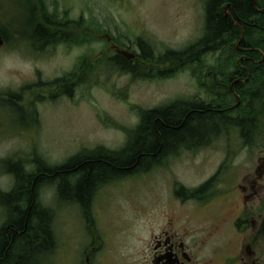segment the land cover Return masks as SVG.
<instances>
[{
    "label": "rangeland",
    "instance_id": "obj_1",
    "mask_svg": "<svg viewBox=\"0 0 264 264\" xmlns=\"http://www.w3.org/2000/svg\"><path fill=\"white\" fill-rule=\"evenodd\" d=\"M56 1L58 16L76 21L74 29L80 36H74L65 46L58 44L54 53L49 48L43 50L44 55L38 58L22 55L28 52L24 50L27 47L33 51L32 39H10L12 53L0 57V83L16 84L37 68L44 82L40 91L46 97L38 105L41 126L32 140L36 149L27 148L30 138L14 135L0 149L9 160H28L35 152L53 164L84 149L102 146L118 150L126 144L128 131L136 126L140 109L177 97H207L204 83L207 85L208 80L201 68L219 66L226 58L218 52L206 54L198 63L176 72L164 70L166 75L147 77L124 73L110 61L100 60L104 52L100 36L105 33L135 51L134 41L145 39L157 55L186 47L203 32L206 0ZM87 24L89 36L82 38V26ZM83 58L87 71L80 80ZM160 65L173 68L174 63ZM66 77L70 79L68 85L72 84L69 94L59 93L52 105L46 96L50 78ZM260 132L255 130L251 145H246L232 127L214 137L208 147L181 152L160 166L106 184L105 191L98 193L94 204L83 212L55 205L52 192L43 193L42 203L56 211L53 230L57 244L45 257L48 261L37 259L33 264H147L150 234L169 212L175 214L179 224L198 229L203 236L206 229L217 228L213 237L206 238L200 253L224 258L237 241L230 223L238 212L237 203L232 202L237 197L235 186L258 165L264 146ZM207 182L206 190L197 196H201L200 202L210 199L213 203L200 208L187 195ZM181 187L188 190L182 191L183 200L176 194Z\"/></svg>",
    "mask_w": 264,
    "mask_h": 264
},
{
    "label": "trees",
    "instance_id": "obj_2",
    "mask_svg": "<svg viewBox=\"0 0 264 264\" xmlns=\"http://www.w3.org/2000/svg\"><path fill=\"white\" fill-rule=\"evenodd\" d=\"M204 9L203 32L200 37L180 50L168 49L160 55H155L150 45L139 39V45L143 49L142 59L156 64L174 63L185 67L198 63L206 54H226L219 66L201 69H204L205 77L207 70L215 71L217 79L226 83L227 87L216 88L214 82L213 86L204 84L210 95L208 99L196 103H174L166 109H140L141 122L138 127L128 131L129 138L121 149L111 150L100 146L92 150L84 149L70 156L68 162L59 168V200L78 204L83 212L98 183L110 177H124L133 171H146L149 168L146 162L163 155L174 145L181 143L189 146L211 137L217 138V135L224 134L232 127L246 140L247 132L256 130L258 123L254 120L253 113L261 110L264 104V0H206ZM39 34V38L32 39L34 45L43 46L49 42L44 28H40ZM60 39L58 37V43ZM104 59L108 60L106 55L100 58L101 61ZM238 60L249 66L251 72L248 76L237 65ZM83 63L82 60L79 66L80 80L85 78L87 71ZM113 65L122 72H129L137 77L149 76L148 70L140 66L131 67L127 61L118 59ZM240 73L247 76L248 80L240 81L235 85V91H232L228 86ZM73 74L75 75L71 73L70 76L74 77ZM67 79L69 78L57 79L59 87V83ZM59 93L65 92L59 89ZM211 106H214L213 109L207 110ZM41 159L44 162L36 163L38 168L41 166V181L50 184L54 180L50 177L51 168ZM136 159L138 162L134 165ZM20 169L19 164L10 163V170L15 171V174H20ZM67 169L68 172L65 171ZM29 175L23 174L19 178L22 185H26V180L28 185L31 184ZM209 184L207 182L196 191L189 192L187 197L192 198L195 193L204 192ZM184 190L187 189L181 187L177 196L184 198ZM31 199L27 186L22 199L17 202V206L21 204L19 208L10 210V219L16 230L18 226L19 234L13 231L15 240L9 244L8 257L0 258V264H33L37 259L48 261L49 258L45 257L56 247L52 226L53 212L42 206L29 210ZM21 206L25 209L22 210ZM24 226L25 229L22 230ZM5 242L6 239L0 236V250L3 246L7 247L8 243L5 245ZM34 256L40 258H33Z\"/></svg>",
    "mask_w": 264,
    "mask_h": 264
},
{
    "label": "flooded vegetation",
    "instance_id": "obj_3",
    "mask_svg": "<svg viewBox=\"0 0 264 264\" xmlns=\"http://www.w3.org/2000/svg\"><path fill=\"white\" fill-rule=\"evenodd\" d=\"M85 22L83 21V24ZM88 23V22H87ZM78 23L72 19H69L65 15L58 16L57 1L56 0H0V39L2 41L0 45V57L7 53H12L8 47L10 39L19 40H31L40 37V28H44L49 37V42L45 45L36 46L31 49L27 47V53L22 55H28L30 57H41L43 50L48 49L51 53H54L56 46L61 44L65 46L70 38L76 36L79 37L78 31L74 29V26ZM87 26V27H86ZM88 24L82 26L81 37L89 36ZM58 37L61 41L58 43ZM139 39L134 41L136 51L132 49L129 44L117 39L110 34H101L100 40L104 46V52L101 55H106L107 59L112 64L119 60L130 62L131 67L140 66L143 69L148 70V74L151 76H159L163 74L164 70L167 72H176L181 69L178 65L173 68H165L160 64L154 62H146L142 59V48L139 45ZM146 44L150 45L145 39ZM151 47V45H150ZM152 48V47H151ZM243 51V48H239ZM153 52V49H152ZM154 53V52H153ZM21 54V53H20ZM44 55V53H43ZM157 55V54H155ZM34 57V58H35ZM242 57H246L242 55ZM240 57V58H242ZM85 63V58L82 59ZM238 60L237 65L247 72V76L250 74V68L247 64L241 63ZM165 63L163 65H168ZM129 74V72H124ZM236 76L229 84V88L235 91V85L240 81L247 82L248 77ZM41 72L35 68L29 78H23L18 83H0V149L4 148L3 145L14 135L19 137L30 138V142H27V148L29 150H35L34 148V134L36 130L40 129L41 121L39 117L38 105L43 98V93L40 91L43 83L41 81ZM207 84L215 87L226 88L227 84L217 79V73L213 70H207L206 72ZM62 83L59 87L57 78H50L49 85L50 91L46 94L48 101L53 105L59 95V89L62 95H68V90L72 84L68 85V81ZM200 83V81H198ZM206 84V83H204ZM215 88V89H216ZM264 91V89L262 90ZM264 93V92H263ZM210 95L202 98L199 95H195L192 98H174L162 102L157 106L148 108L147 111L154 109H166L174 103L201 101L202 99H208ZM263 99L264 96L262 95ZM262 109L253 113L254 120H257L256 130L261 129L259 133L260 140L264 145V104ZM212 107V108H211ZM209 107L207 110H212L214 106ZM143 109V108H142ZM138 122L135 129L141 122V111L138 112ZM38 128V129H37ZM255 131V130H254ZM254 131H248L246 136V145H251L249 141ZM23 133H28L24 135ZM161 136V135H160ZM128 140V139H127ZM213 137L208 138L205 141L197 142L195 144L186 146L183 144L174 145L173 148L167 150L163 155L146 162L149 168L160 166L167 163L171 159H176L181 152H194L205 147L210 146V142ZM127 142V141H126ZM212 143V142H211ZM23 145H26L23 144ZM125 145V144H124ZM123 147V146H122ZM121 149V148H119ZM5 152V151H4ZM75 154V153H74ZM74 154L70 155L73 156ZM68 156L61 163L48 164L51 168L50 177L54 179L52 183H43L41 180V166L38 168L36 163L43 161L41 157L33 152L28 160H9L7 154L0 153V236L6 239L8 243L4 248L0 250V258L8 257V248L10 242L15 240L14 233H18L15 225L10 219V210L14 211L19 208L21 204H18L24 192L28 188L31 192V205L28 209H38L41 206L48 208L53 212L52 226L54 229L55 221V208L46 206L42 203L41 196L43 193L52 192L55 198V205L64 206L65 208H77L81 210V206L71 201L59 200V188L57 178L59 175V168L68 162ZM44 162V161H43ZM138 162H136L134 165ZM258 165L254 168L253 172H249L244 175L240 183L235 186L236 198H233L232 202L237 203V216L231 221V226L235 237L237 239L235 245L232 246L229 253L224 258H219L218 255L205 256L201 254V248L206 244V238L213 237L216 234L217 228L212 231L206 229V236H203L202 231L198 229L193 230L188 225L179 224L172 212L166 213L162 223L157 225L150 234V247L151 253L147 264H264V146L261 150V154L257 159ZM10 163H16L20 165V174H15V171L10 170ZM47 163V162H46ZM68 172L69 170H65ZM22 173V174H21ZM135 173V171L130 174ZM23 174L31 176V184L22 185L19 181ZM129 175V174H128ZM126 175V176H128ZM123 177H110L108 180L98 183L89 198L88 206H92L95 201V197L98 193L104 192L106 184L115 183ZM201 192L195 193L196 195L190 200H193L195 205L202 208H209L213 202H200L201 196H197ZM203 193V192H202ZM177 199L183 200L180 197ZM225 199V197H223ZM24 206V204H23ZM22 210L25 209L20 207ZM223 218H220V221ZM11 227L13 229H11ZM212 227V226H210ZM25 229V226L22 230ZM14 231V233H13ZM23 232V231H22ZM54 235V230H53ZM5 237V238H4ZM9 239V242H8ZM4 241V240H3ZM56 242V239H55ZM57 244V242H56Z\"/></svg>",
    "mask_w": 264,
    "mask_h": 264
},
{
    "label": "water",
    "instance_id": "obj_4",
    "mask_svg": "<svg viewBox=\"0 0 264 264\" xmlns=\"http://www.w3.org/2000/svg\"><path fill=\"white\" fill-rule=\"evenodd\" d=\"M1 43H2V41H1V39H0V45H1Z\"/></svg>",
    "mask_w": 264,
    "mask_h": 264
}]
</instances>
